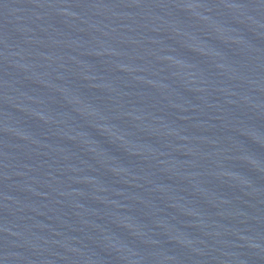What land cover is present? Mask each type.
I'll use <instances>...</instances> for the list:
<instances>
[{
  "label": "water",
  "instance_id": "95a60500",
  "mask_svg": "<svg viewBox=\"0 0 264 264\" xmlns=\"http://www.w3.org/2000/svg\"><path fill=\"white\" fill-rule=\"evenodd\" d=\"M0 264H264V0H0Z\"/></svg>",
  "mask_w": 264,
  "mask_h": 264
}]
</instances>
